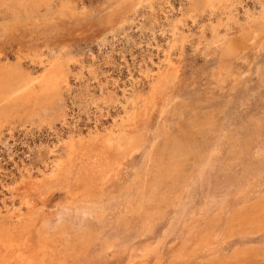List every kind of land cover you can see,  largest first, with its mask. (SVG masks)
<instances>
[{
  "label": "rangeland",
  "instance_id": "1",
  "mask_svg": "<svg viewBox=\"0 0 264 264\" xmlns=\"http://www.w3.org/2000/svg\"><path fill=\"white\" fill-rule=\"evenodd\" d=\"M20 76L32 85L27 94L0 92V264H264V226L213 252L186 247L177 258L183 241L169 238L164 247L160 235L175 199L146 229L142 211H119L128 238L121 245L102 246L96 223L83 232L63 221L43 225L59 205H103L142 174L153 152L162 151L167 166L170 137L196 114H210L196 128L197 146L214 138L219 173L243 187L230 205L264 197V0H0V82ZM231 131L240 135L236 150L219 136ZM109 134L133 136L136 150L107 182L93 170L111 151ZM216 211L210 222L222 227L231 212Z\"/></svg>",
  "mask_w": 264,
  "mask_h": 264
},
{
  "label": "bare ground",
  "instance_id": "2",
  "mask_svg": "<svg viewBox=\"0 0 264 264\" xmlns=\"http://www.w3.org/2000/svg\"><path fill=\"white\" fill-rule=\"evenodd\" d=\"M26 78L27 77L23 78L22 76H20L19 80L17 81H11V79L8 77L4 78L2 82H0V90H1L0 92L2 93V95L3 93L13 92V91L15 92V94L17 93L16 95H18V93H21L18 96H21L24 91L27 94L28 87L30 88L32 85L28 86V82H27L28 78L27 79ZM51 86L53 87V84ZM2 95L0 94V97ZM50 96L53 97V95H50ZM217 113H218V110L214 109L213 113L211 114L213 117H216L215 124L213 125H216L217 123V116L220 114L218 113L217 115ZM258 114L259 112H257L254 115V117L250 119L251 123L252 121L255 120V118H257L255 116H257ZM209 115L200 116L196 114L193 117V119H190L187 121L188 123H187L186 128L179 129L172 138L170 137L169 144L172 148V154H171V160L167 166H165L164 164V158H163L164 155L162 154L163 152L162 151L153 152L152 156L150 155L148 157L147 162L145 166L143 167L142 174L137 175L134 178V181L130 183V186H126V187L122 186L121 190L119 192L117 191L116 195H111V197H109L106 203H104L103 205L98 203L99 199L97 198H96L97 200L95 199L89 200V203H91V205L85 206L84 207L86 208L84 209L85 211L82 210L81 206L60 207V205L58 204L59 205L58 207L60 209L57 211L56 214H54L55 217L52 215L54 217V221L52 220V223H51V221L49 222L47 218L43 219V223H44L43 225H45L47 229L51 230V229H55L56 226L63 221V223H67V222L72 223L74 227H76L77 230L83 232V228L85 229V227H89L91 224L96 223L100 225V228L98 230V233L96 234L97 235L96 237L100 239L102 246H104L103 244H108V243H114V244L121 245L128 238H126L127 235H126L125 230L122 229L120 226L121 225L120 223L123 217L121 215L122 212H119V211H122L126 208L128 209L132 208L134 212L142 211L143 213L142 215H145V216L143 218L144 220H142V222L140 223V226L143 229H146L152 223V220L154 219V217L162 216L165 208L171 203L173 199H175L178 202L173 207L174 209L172 210V213H169V215L165 218V223L162 227V231L160 232V235L162 236L161 245L163 244L162 246L164 247H165L166 241L169 238L170 239L179 238L178 240L181 239V241H183L181 242L182 245L179 248L177 258L181 257V255H183L184 253H187L188 248L192 251L204 249L206 250V253L213 252L215 251L214 246L218 244L220 241L226 240L227 238H229L230 236L236 233H241L246 230L250 232L252 231V229H254V227L264 226V197L257 199L249 207L245 206L247 203H245L244 206L238 209L235 207H232L228 201L229 197H231V195L234 194V192L242 189L243 187H241L240 185L236 186V183L234 182V179H233V174L231 172L221 171V173H219L218 167L220 164V155H221L220 152H221L222 147L215 145L213 143L215 140L214 138L204 142L205 148H201L202 146H197L196 140L193 139L196 133V128L198 127V125L204 123V122L201 123L203 119L206 118V122H207V118L209 117ZM256 125L260 126L259 122H257ZM230 129L232 130V128ZM122 135L123 136L118 135L116 137H113L112 134L108 135L106 142L108 144V148H110L111 151L105 156L103 155L104 156L103 159L105 162H103L104 163L103 165L101 164L102 167L100 168L95 167L96 170H93L94 175L100 178H103L107 182L110 181L114 173L116 174L118 170V166L120 165L122 159H124L126 154L130 155L131 152H133V150L134 151L136 150L135 147H133L134 145L133 141H135V138L133 136H129V135L127 136L126 134L125 135L122 134ZM219 136L220 138H222V141H227L226 143L228 144V147L230 149H234L238 147L239 142H240L239 132L231 131L227 134L223 132ZM75 144L77 145V143ZM100 150L102 149L100 148ZM72 151L74 150L71 149L70 152ZM112 151H117L116 157H112ZM122 151H124V153H122ZM240 151L242 150L240 149ZM72 157L73 156L71 155V159H74ZM188 157H192L190 166L187 162ZM95 159L93 163L98 162V160L97 159L95 160ZM63 163H62L63 165L66 164L65 162ZM55 165L57 167L56 169L53 170V174L55 176L53 175L52 176L59 178L61 176L59 174H60V171H62L61 170L62 168L59 169L58 166H60L61 164L58 165V163H56ZM66 166H69V165H65V167ZM191 167L194 169V172L192 171ZM188 170L190 171V173L188 172ZM192 173L193 174L195 173L196 177L190 189L188 190L187 182L189 179V175ZM141 179L142 180L149 179L151 182L148 181L149 182L148 186L146 184L141 185ZM241 185H245V184H241ZM148 192L152 193L153 201L148 200L149 202H145L142 204L141 200L143 199V195L145 193L147 194ZM238 192H241V191H238ZM196 198L197 199L199 198L200 200L198 204L195 205V208H192L193 202ZM134 201L135 203H133ZM216 210H220L221 213L231 212L229 215L226 216V222L224 223L222 227L216 226L215 223L210 222L211 219L209 218V216L214 211L218 212ZM116 212L118 214V218L117 220L116 218L115 220H113L112 217L113 215H115ZM135 215L137 216V214ZM218 217L220 216L218 215ZM105 219L109 221L105 222ZM64 236H67V235H64ZM164 247H162V249ZM185 248H186V252L183 250ZM182 250L184 251V253L182 252ZM141 252L144 254L143 251ZM134 254L135 253H133V256ZM135 257H138V255ZM133 259L134 258H132V261ZM220 264H229V263L224 261Z\"/></svg>",
  "mask_w": 264,
  "mask_h": 264
}]
</instances>
